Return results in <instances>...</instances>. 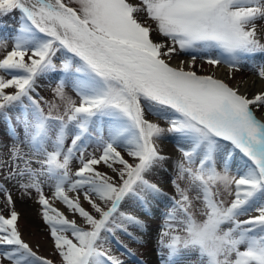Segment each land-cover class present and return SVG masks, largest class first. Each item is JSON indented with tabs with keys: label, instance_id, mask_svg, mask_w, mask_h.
I'll list each match as a JSON object with an SVG mask.
<instances>
[{
	"label": "snow or ice",
	"instance_id": "6c2138e0",
	"mask_svg": "<svg viewBox=\"0 0 264 264\" xmlns=\"http://www.w3.org/2000/svg\"><path fill=\"white\" fill-rule=\"evenodd\" d=\"M77 2L0 0V18L19 12L20 21L15 34L0 36V48H10L0 58V117L30 149H13L0 193L13 183L22 196L37 194L58 264H125L101 245L115 240L134 257L116 233L142 244L129 226L148 225L121 208L132 200L150 214L164 199L160 264H186L192 254L199 264H264V90L249 95L195 70L197 57L238 69L264 55V0ZM181 53L191 59L174 66ZM50 77L64 106L56 114L58 105L37 98ZM171 134L184 145L169 177L179 199L149 178L167 172L160 142ZM4 207L0 264H54L24 239L10 191Z\"/></svg>",
	"mask_w": 264,
	"mask_h": 264
},
{
	"label": "rangeland",
	"instance_id": "374dc122",
	"mask_svg": "<svg viewBox=\"0 0 264 264\" xmlns=\"http://www.w3.org/2000/svg\"><path fill=\"white\" fill-rule=\"evenodd\" d=\"M72 6L79 7L77 0H72ZM19 12H13L10 15H6L3 18H0V36H8L10 34H15V31L19 27ZM155 39L161 40L163 39L159 34H155ZM264 42V41H262ZM11 45V41H9ZM9 49L0 48V58L6 54V51ZM182 54V53H181ZM179 54V55H181ZM185 55V54H182ZM261 55V54H256ZM254 56L252 59L248 60L246 63L242 65H248L250 67L249 73L254 75L256 79L260 80L262 84L260 85L259 90H264V78H261L258 74L259 68L264 66V60H260L258 56ZM189 56V55H186ZM204 59L205 57H197ZM222 64V63H221ZM217 66V65H216ZM57 79L55 77H50L48 79H44L40 81V87L37 89L39 93V97H43L44 100L49 101L58 105V109H53V114H56L57 111L63 112V103L60 101L58 97L54 94V89L57 84ZM65 92L68 96H70L73 100L79 103V97L76 92L72 89L71 86H66ZM42 107H44L45 113L49 111L47 104L42 103ZM10 115L15 118L17 115V111L15 109L10 111ZM155 119V117H151ZM9 123L4 120L3 117H0V174L7 173L8 167L13 166L15 163V155L13 154L14 148H19L21 153H29L30 149L28 146L21 142V140L15 139L13 136L9 134ZM71 137H69L70 143ZM184 145L178 142V138L175 134H171L168 138L163 139L160 142V149L163 154L169 157L168 161L165 163L164 167L167 169V172L164 171H156L153 173L151 177H149L154 183H158L164 191L167 193L168 197H176L179 199V194L177 193L174 185L172 184L169 177L175 176V164L176 161L181 159L180 148ZM94 146L89 147L88 151H94ZM32 159H37V157H32ZM237 161L239 162V157H237ZM38 165L33 164V167H37ZM77 163L73 162V168L77 167ZM102 171H108L103 165L100 166ZM184 186L183 183L181 185ZM5 193H0V214L7 215V209L4 207L5 204V195L8 191L11 192L13 199L15 201V208L18 212L21 213V218L19 221V225L22 230V235L24 239L29 242V240L25 237L22 222L23 219L27 217V214L30 212L33 216H36L35 225L42 234L46 235L47 239L50 240L54 246V242L49 235L48 228L43 222L40 211L41 206L38 203L37 194L33 191L31 197L22 196L18 188L15 184L9 183L6 186ZM51 189L47 186L45 187V193L50 195ZM190 195L195 196V193L192 192ZM22 198H25V201H21ZM226 201L230 200L231 197L225 195L223 197ZM54 206L60 207L61 210H65V207L62 205L60 201L53 200ZM195 213L197 218H202L203 204L199 201H195ZM170 206V201L164 199L159 203L153 202L152 212L150 214H145L144 211L140 210L135 201L129 200L128 203L121 208V211L125 213H131L138 218L144 220L148 225L147 229L143 232L136 229L133 226H129V230L133 232L137 236H143V243H136L131 240L127 235L123 233L117 232L116 235L120 241H123L124 244L128 246V248L132 249L135 253L134 257H129L123 250L122 246L116 243L115 240H108L101 245V250H110L111 254H115L119 256L121 259L125 261V264H140L141 261L145 262V264H160V249L158 247V241L160 239V234L162 230V225L164 223L163 213L168 210ZM29 207V208H28ZM66 214L69 215V218L76 219L77 223L81 226L84 225L82 218L77 216H72L70 213L66 211ZM117 223H120V220L117 219ZM39 255L43 256L38 252ZM137 256V257H136ZM45 257V256H44ZM47 258V257H45ZM54 261V264H58V257L54 249L53 258H49ZM3 264H10L9 261L4 260ZM186 264H199V258L196 254H192L190 257L186 258Z\"/></svg>",
	"mask_w": 264,
	"mask_h": 264
},
{
	"label": "bare ground",
	"instance_id": "6f19581e",
	"mask_svg": "<svg viewBox=\"0 0 264 264\" xmlns=\"http://www.w3.org/2000/svg\"><path fill=\"white\" fill-rule=\"evenodd\" d=\"M260 60H264V55H256ZM190 56L186 55H175L173 57V65L180 64L182 61H189ZM196 64L201 74H213L215 77L224 79L225 82L229 83L230 86L237 87L241 92L249 95L255 94L260 91V85L262 82L254 75L249 73L250 67L248 65H240L238 69H232L228 64L222 63L220 65H209L204 59L197 58ZM22 198L21 201H25ZM29 208V207H28ZM36 216H33L30 212L27 217L23 219L22 226L25 237L29 240V243L34 247V250L42 254L47 258H53L54 246L50 240L47 239L46 235L42 234L40 230L35 226Z\"/></svg>",
	"mask_w": 264,
	"mask_h": 264
},
{
	"label": "trees",
	"instance_id": "16d2710c",
	"mask_svg": "<svg viewBox=\"0 0 264 264\" xmlns=\"http://www.w3.org/2000/svg\"><path fill=\"white\" fill-rule=\"evenodd\" d=\"M137 257V256H136Z\"/></svg>",
	"mask_w": 264,
	"mask_h": 264
}]
</instances>
